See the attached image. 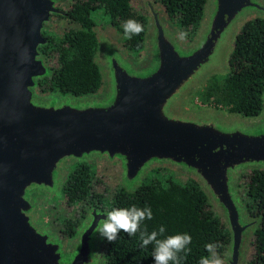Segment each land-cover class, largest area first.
I'll list each match as a JSON object with an SVG mask.
<instances>
[{
  "label": "water",
  "instance_id": "95a60500",
  "mask_svg": "<svg viewBox=\"0 0 264 264\" xmlns=\"http://www.w3.org/2000/svg\"><path fill=\"white\" fill-rule=\"evenodd\" d=\"M147 29L136 58L94 30L100 89L91 95L40 93L54 70L39 50L58 0H0V264H103L97 232L107 211L92 207L75 237L62 240L38 221L41 204L61 194L70 166L97 159L134 192L155 168L194 180L226 225L224 264H248L260 219L239 197L247 171L264 170V95L259 115L190 106L195 93L229 72L241 28L264 18V0H214L191 43L165 7L143 0Z\"/></svg>",
  "mask_w": 264,
  "mask_h": 264
},
{
  "label": "trees",
  "instance_id": "16d2710c",
  "mask_svg": "<svg viewBox=\"0 0 264 264\" xmlns=\"http://www.w3.org/2000/svg\"><path fill=\"white\" fill-rule=\"evenodd\" d=\"M66 4L65 17L69 27L57 34L43 31L48 44L39 52L54 70L51 78L38 82L40 93H55L83 97L96 93L102 84L101 74L94 58L97 39L94 27L102 24L118 37L122 47L139 58L144 48L147 17L132 5L134 0H60ZM162 4L177 28L187 33L185 43H191L199 33L210 0H154ZM135 20L143 31L125 38L123 24ZM229 72L211 77L199 93L203 101L227 100L229 112L255 117L262 110L264 95V18L247 22L239 31L228 56ZM151 175V174H150ZM240 199L252 217L260 219V226L251 242L248 264H264V170L243 173L238 181ZM56 227L63 239L75 237L91 206L104 211L135 205L152 210L153 218L141 223L149 232L165 228V235L187 233L191 236L190 254L182 264H198L209 253L205 244L218 245L223 259L230 242L228 229L213 211L205 193L192 179L169 173L165 178L147 177L134 192L123 188L117 179L96 177L88 163H76L69 168L61 188V197L54 199ZM139 233L128 236L121 232L114 242L105 239L98 251L106 264H153V245L140 247Z\"/></svg>",
  "mask_w": 264,
  "mask_h": 264
},
{
  "label": "clouds",
  "instance_id": "9594fccd",
  "mask_svg": "<svg viewBox=\"0 0 264 264\" xmlns=\"http://www.w3.org/2000/svg\"><path fill=\"white\" fill-rule=\"evenodd\" d=\"M126 39L132 35H138L143 31V26L135 20H126L123 24ZM187 33L181 31L179 39L184 40ZM153 218L150 207L139 208L132 205L128 208H113L106 213L104 218L97 224L98 234L107 242H114L121 232L128 236H135L139 233L140 247L146 248L153 245V264H182L190 254L191 236L187 233L165 235V228L160 226L158 230L149 232L145 227L141 229V223ZM218 245L215 243L205 244V250L209 255L202 256L198 264H224L223 259L217 252Z\"/></svg>",
  "mask_w": 264,
  "mask_h": 264
},
{
  "label": "rangeland",
  "instance_id": "374dc122",
  "mask_svg": "<svg viewBox=\"0 0 264 264\" xmlns=\"http://www.w3.org/2000/svg\"><path fill=\"white\" fill-rule=\"evenodd\" d=\"M58 1L60 3V8L63 9L64 11H66V4H63L60 0H58ZM131 5L136 10H138L139 12L144 13L146 15V17H147V12L145 10V6H144V1L143 0H134V1H132ZM46 26H48L49 31L54 32V33H57V34H62L70 25L65 20H62V19L57 18V17H53L52 18V21L49 24H47ZM94 30H99V31L107 34L109 37H111L115 41L119 42L118 41V37L115 36V35L110 34L105 29V27H103L102 24H99V25L95 26L94 27ZM48 65H49V63H48ZM49 67H50V65H49ZM216 76H223V75H216ZM205 85L202 86V88H200L195 93L194 97L190 101V106L192 108H197V109H201V108L208 109L209 108V109H213V110H219V111L224 112V113H227V114L228 113H231V112H229V105L227 103V100L221 98L220 96L214 98V99H218L216 102H214L213 100L203 101V98L202 99L200 98L199 93L202 91V89L205 87ZM86 163H88V165H89L90 168H93L95 170V173H96V177L97 178H101V179H117L119 181V184L121 185L120 178L118 176L117 171L114 168H112L110 166H107L105 164V162L99 161L97 159H91V160L87 161ZM169 173H171V175H173V174H179V175L185 176V175H183L181 173L172 171L169 168L159 167V168H155V169L151 170V172H149V174H148L147 177L150 178V177L157 176L159 179H161V178H165L167 175H169ZM60 197H61V194H60L59 197H54L52 200L47 199V200H44L42 202L41 207H40L38 221L41 224H43L44 226H46V228L51 233L55 234L57 238L62 239V240H67V239H63V237H61L59 235V232L56 230V227H54L52 225V222L53 221H56V218H55L54 213L55 212H58V213L61 214V212H59L57 210H55V211L52 210L53 207L55 206L54 199H59ZM239 197H240V193H239ZM92 207L93 206H91V208ZM96 208H98V207H96ZM98 209H100V208H98ZM87 215H88V213H87ZM68 240H70V239H68ZM224 256H225V254H224Z\"/></svg>",
  "mask_w": 264,
  "mask_h": 264
},
{
  "label": "flooded vegetation",
  "instance_id": "af4514ba",
  "mask_svg": "<svg viewBox=\"0 0 264 264\" xmlns=\"http://www.w3.org/2000/svg\"><path fill=\"white\" fill-rule=\"evenodd\" d=\"M213 2H214V0H210V3L207 5L206 16L204 17V20H203V22H202V25H201V27H200L199 32H201V31L204 29L205 22H206L207 19L209 18V15L213 12V9H214ZM98 252H99V251H98ZM99 254H100V252H99ZM100 257H101L102 260H103V264H106V261H105L104 257L102 256V254H100Z\"/></svg>",
  "mask_w": 264,
  "mask_h": 264
}]
</instances>
